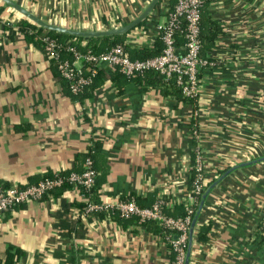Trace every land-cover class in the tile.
Instances as JSON below:
<instances>
[{"label":"crops","instance_id":"0c3cea01","mask_svg":"<svg viewBox=\"0 0 264 264\" xmlns=\"http://www.w3.org/2000/svg\"><path fill=\"white\" fill-rule=\"evenodd\" d=\"M10 1L52 25L103 31L134 21L152 0ZM175 2L160 0L140 27L125 35L123 45L152 48L153 23L165 22L160 11L165 6L172 10ZM207 11L226 32L209 54L215 66L203 72L193 108L153 87H117L110 79L116 71L105 65L98 68L104 77L99 87L71 96L43 48L18 33L15 25L25 18L3 7L0 186L24 187L59 172H81L84 154L97 141L95 203L131 197L154 203L163 197L188 204L195 145L188 138V122L194 119L207 166L215 168L225 157L230 171L221 180L227 172H207V183L220 180L209 197L221 196L229 210H221L224 222L211 225L207 244L192 243L196 264H264L259 232L264 211V0H214ZM80 204L71 188L57 189L1 214L0 261L14 247L24 256L18 264H171L173 253L153 225L117 215L110 216L114 224L108 225L103 213L82 219ZM213 214L206 206L197 222Z\"/></svg>","mask_w":264,"mask_h":264},{"label":"built area","instance_id":"2783aa9c","mask_svg":"<svg viewBox=\"0 0 264 264\" xmlns=\"http://www.w3.org/2000/svg\"><path fill=\"white\" fill-rule=\"evenodd\" d=\"M203 1L176 0L172 10H169L166 6L162 7L160 13L166 15V20L163 23L156 20L152 27L153 35L161 41L162 50L159 55L151 58L130 59L121 44H115L109 49L98 53L90 50L78 51L73 47H68L67 53L71 54L70 60L61 58L60 46L49 38L41 40L43 43L42 48L45 56L54 61L59 75L68 83V90L72 95L82 94L93 83L98 68L105 65L128 79L134 76L142 77L149 71L157 73L164 80H174L183 97L197 102L202 78V75L201 77L199 75L215 66V63L209 58L211 52L208 54L209 59L200 57L202 48L199 39L200 15ZM167 2L168 0H165V3ZM223 30L226 32L224 27ZM142 33L144 35L145 31ZM177 35L183 39L181 46L176 43ZM84 64L88 66L84 68ZM193 111L196 115V111ZM194 121L193 119V123L190 120L188 122V128L192 127L188 138L195 141L194 147H191L190 180L192 190L189 192L188 197L190 202L184 204L186 215L181 218L170 217L164 213V208L169 209L170 206L176 205V203H172L168 199L166 201L163 197L158 198L148 207L139 206L133 199H117L109 203H95L92 196L97 173L93 169L92 160L89 157L85 159L81 172L70 171L65 176L56 173L50 178H44L36 184L24 187H9L6 189L0 187V215L15 206L30 201H40L47 194L67 184L82 203V209L79 210L82 219L103 213L108 225L114 224L110 217L112 215H117L122 220L135 219L138 225L155 222L163 229L161 236L165 241L164 243L171 247L173 253L171 264H185L189 229L196 213L191 207L197 203V197L201 199L208 189L206 187L207 172L218 173V171L223 172L227 169L223 163L225 157L220 163L218 162L215 168L207 166L208 157L204 153L200 136L195 130ZM209 196L210 194L207 196L203 207L207 206V210H214L216 214H213L202 224L213 226L216 222H224L221 219V210L225 209L226 211L229 209L224 204L226 201H223L221 196L215 195L211 198ZM259 232L261 237L264 238V211L259 217ZM191 255L189 264L192 258L195 259L193 253Z\"/></svg>","mask_w":264,"mask_h":264},{"label":"trees","instance_id":"16d2710c","mask_svg":"<svg viewBox=\"0 0 264 264\" xmlns=\"http://www.w3.org/2000/svg\"><path fill=\"white\" fill-rule=\"evenodd\" d=\"M212 1L213 0H204L203 1V6H202V10H201V15H200L199 39L201 41V47H202L201 52H200V57L202 59L208 58V54L210 52L214 51L216 48V40L219 37H222L225 35L223 27L220 26L219 24H217L216 22H214L208 14L207 6ZM5 6H7V5H5ZM5 6L2 5V8L0 7V16L3 12V7H5ZM7 7H9V6H7ZM141 25L142 24H139L137 27H140ZM15 26L17 27L18 33L21 34L27 42L33 43V44L37 45L38 47H41V48L43 47V43L41 41L43 38H49V39L53 40L54 42L58 43V45L60 46V50H59L60 52L59 53H60L61 58H64L67 60L71 59V54L67 53L68 47H73L78 51L90 50L94 53H98V52H102V51L109 49L110 47H112L115 44L123 45L122 41L124 40V37H125V35H122V36H115V37L93 38L87 42H83L81 38L73 39L72 37L67 36V35L57 34V33H54L52 31L45 30V29L40 28V27L36 26L35 24L25 20V19L19 20ZM2 28L4 30H6L7 27L2 25ZM179 40H180V42H179ZM181 42L183 43V39L177 35V37H176L177 45L181 46L180 45ZM123 48H124L125 52L128 54L130 59L142 60V59L151 58V57H154L156 55H159L161 50H162V44H161V41L159 39H156L152 48H149V47L135 48L134 47L131 49L127 44L123 45ZM87 66L88 65L84 64V68H86ZM51 67L53 69H54V67H56V65L52 59H51ZM201 75H202V73H200L199 77H201ZM58 77L62 82L65 83V86L68 89V83L60 75H58ZM103 79H104V77L102 76L101 72L99 70H97L96 76L93 79V83L88 88L99 87L98 85H101L104 82ZM110 79H111V82H113L117 85V87H123L127 83H134L136 86H142V87H153V88L157 89L161 93L162 96L173 94L176 97V102H181L184 105H190V107L196 108L197 102L194 100L183 97L180 93L179 87L176 85L174 80H164L163 77H161L160 75H158L157 73H154L152 71L146 72L142 77L134 76V77L129 78V79L124 77L121 73L116 71V73H114V75ZM87 89H85L84 92L82 94H79V95H72L69 90H68V92L73 97H82L85 95ZM92 142H93V146L91 145L88 147L87 152L83 156L84 159L89 157L91 160H93V157H94V149L93 148L96 147L97 141H92ZM92 167H93V161H92ZM225 172H227V169L224 170L223 172L218 171V173H220L222 175ZM57 174L62 175V176L67 175L66 172H59ZM50 176L51 175L46 176L45 178H50ZM211 182L212 181H210L209 183H206L207 184L206 187H209L211 185ZM189 186H190L189 191H191L192 190L191 180L189 181ZM1 188L6 189L9 187L2 186ZM65 188H70V186L66 184L59 189L61 190V189H65ZM213 192L214 191H212L211 193H213ZM130 199H133L135 201V203L141 207H148L152 203L151 201L150 202L142 201L141 199L136 198V197H131ZM163 199L165 200V198H163ZM125 200H129V199L126 198ZM199 200H200L199 197H197V201H196L197 203L191 207V208H193L194 212L197 210ZM166 201H167V199H166ZM15 207H17V206H15ZM81 209H82V205L80 204L79 210H81ZM204 209H205V207H203L202 211ZM164 212H166L167 216L176 217V218H181V217L186 215L184 205H176L174 210H172L170 208L169 209L164 208ZM144 225H153L157 229V232L159 233L160 236L163 233V229L161 227H157L156 225H158V224L155 222H147V223H144ZM211 227L212 226L210 224H201L198 221L197 225H195V229L193 232V244L194 245H196V244H202V245L207 244L211 238V233H210ZM168 247L171 249V247L169 245H168ZM5 254L6 255L4 256V258L0 261V264H18L20 261H23V259H24L23 253L19 249L14 248V247H9L6 250ZM190 264H196L195 259L192 258Z\"/></svg>","mask_w":264,"mask_h":264},{"label":"water","instance_id":"95a60500","mask_svg":"<svg viewBox=\"0 0 264 264\" xmlns=\"http://www.w3.org/2000/svg\"><path fill=\"white\" fill-rule=\"evenodd\" d=\"M0 2L4 3L5 5L11 7L14 9L16 12H18L21 16H23L25 19L28 21L32 22L36 26L43 28L48 31H52L57 34H63L72 37L73 39L81 38L82 41H89L90 39L93 38H102V37H115V36H122L126 35L130 31H132L138 24H140L155 8V6L160 2V0H152L151 3L148 5V7L145 9V11L134 21L118 27L116 29H109V30H103V31H78L74 29H68L56 25H52L49 23L44 22L43 20L37 18L30 12L26 11L25 9H22L20 6L14 4L10 0H0ZM256 162V161H255ZM252 164V163H249ZM230 173V171H227L223 176H221L220 180L223 179V177L227 176ZM219 180V181H220ZM213 183L202 195L196 213L193 217L192 223L190 225L189 229V238H188V245H187V253H186V259H185V264H189V259H190V253H191V247L193 243V230L196 225L197 219L200 215V212L203 208L204 202L206 200V197L209 195V193L213 190V188L216 186V184L219 182Z\"/></svg>","mask_w":264,"mask_h":264}]
</instances>
